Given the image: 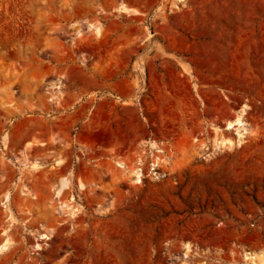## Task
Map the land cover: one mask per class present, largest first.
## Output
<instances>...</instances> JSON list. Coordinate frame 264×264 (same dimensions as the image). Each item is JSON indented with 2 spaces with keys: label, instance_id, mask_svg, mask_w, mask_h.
Listing matches in <instances>:
<instances>
[{
  "label": "rangeland",
  "instance_id": "rangeland-1",
  "mask_svg": "<svg viewBox=\"0 0 264 264\" xmlns=\"http://www.w3.org/2000/svg\"><path fill=\"white\" fill-rule=\"evenodd\" d=\"M5 241L0 264L264 253V0H0Z\"/></svg>",
  "mask_w": 264,
  "mask_h": 264
},
{
  "label": "bare ground",
  "instance_id": "bare-ground-1",
  "mask_svg": "<svg viewBox=\"0 0 264 264\" xmlns=\"http://www.w3.org/2000/svg\"><path fill=\"white\" fill-rule=\"evenodd\" d=\"M244 126H245V124L242 121V114H239L234 119V121L229 122V123L226 124V128L227 129H232L234 131V134L236 136H238V138H240L242 136L241 131L245 129ZM226 145H227V143H224L222 140L215 139L213 147L214 148H219V147H222V146L224 147ZM140 178H141V175H140L139 169H137L134 172V179H135L136 182H138V181H140L139 180ZM63 186H65V184H63ZM7 246H8V242H6V241L3 242L2 245L0 246V252L5 250L7 248ZM241 260H242L241 263H232V264H264V253L261 252V251L260 252H255V253H245L242 256Z\"/></svg>",
  "mask_w": 264,
  "mask_h": 264
}]
</instances>
